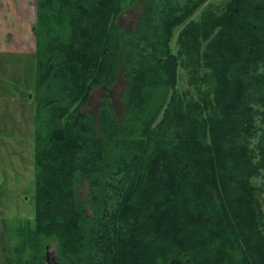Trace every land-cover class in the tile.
<instances>
[{"label": "trees", "instance_id": "1", "mask_svg": "<svg viewBox=\"0 0 264 264\" xmlns=\"http://www.w3.org/2000/svg\"><path fill=\"white\" fill-rule=\"evenodd\" d=\"M134 1L36 0L34 217L18 250L52 243L57 264H264V0L204 10L175 53L173 31L206 0H147L123 31ZM121 73V118L107 98L84 111Z\"/></svg>", "mask_w": 264, "mask_h": 264}, {"label": "rangeland", "instance_id": "2", "mask_svg": "<svg viewBox=\"0 0 264 264\" xmlns=\"http://www.w3.org/2000/svg\"><path fill=\"white\" fill-rule=\"evenodd\" d=\"M29 1L32 3L33 0ZM146 1L135 0L125 6L117 20L118 26L123 31L133 30L136 27L141 8ZM228 1L206 0L182 26L175 28L171 41L173 52L177 50V37L187 23L196 21L207 9L219 14ZM24 5L22 3L21 7L24 8ZM3 8L10 11L8 5L0 4V27L5 28L6 35L8 32L15 37L19 32L26 36V31H28L30 40L25 37L23 42L29 46L30 51H21L26 47L20 45L17 49L21 48V52L4 53V49L9 51L16 48L15 41L12 40L5 46H0V52H2L0 53V264H46L45 260L47 264H57L52 243L43 249L41 256L34 255L29 249L18 250V229L25 223L31 222L34 217L35 61L33 54L29 53L34 50V39L30 35L34 16L32 17L33 13L30 17L28 13L21 14L18 9L17 16L18 18L20 16L22 21L13 24L11 23L12 17L2 18ZM21 24L23 28L20 27ZM16 44H18L17 39ZM178 76V87L186 89L187 76L183 68L179 69ZM126 86L125 74L121 73L111 89L100 87L92 90L84 111L95 115L101 106V101L107 98L110 107L120 119L122 96ZM255 184L259 186L261 180H257ZM77 196L81 202H85L87 200L86 188H78ZM86 212L90 213L87 207Z\"/></svg>", "mask_w": 264, "mask_h": 264}, {"label": "crops", "instance_id": "3", "mask_svg": "<svg viewBox=\"0 0 264 264\" xmlns=\"http://www.w3.org/2000/svg\"><path fill=\"white\" fill-rule=\"evenodd\" d=\"M22 3L25 4L24 8L21 7ZM0 4H3V5L5 4V5L9 6L10 11H6V10H4V8H3V10H1L2 18H4L5 16L12 17L11 23H13V24H15V22L21 23V21H22L20 19V16H19V18L17 16L18 9L20 10L21 14L28 13L27 15L30 17L31 13H33L32 17L35 16V0H33L32 3H31V1L28 2V0H0ZM21 18H23V16ZM2 22H3V26H4V24H5L4 20ZM20 27L23 28V24H21ZM8 35H9L8 32H7V35H6L5 28L4 27L3 28L0 27V46H5V44L7 42L12 40V41H15V47H16V48H13V49H11L9 51L4 49V51H3L4 53L5 52L18 53V52H21V51H27L29 46L23 42V39L26 37L27 40L28 39L30 40L28 31H26V36L22 32H19L17 37H15L14 35H12L11 37H8ZM16 39L18 41V44H16ZM20 45H23L26 48H22V50L20 51L21 48L19 50L17 49V47L20 46ZM0 53H2V52H0Z\"/></svg>", "mask_w": 264, "mask_h": 264}, {"label": "flooded vegetation", "instance_id": "4", "mask_svg": "<svg viewBox=\"0 0 264 264\" xmlns=\"http://www.w3.org/2000/svg\"><path fill=\"white\" fill-rule=\"evenodd\" d=\"M35 5H36V0H35ZM143 7V6H142ZM119 18V17H118ZM118 20V19H117ZM138 22H139V20H138ZM34 23H35V16H34ZM34 23H33V25L31 24V30H30V34L33 36V46H34V50L32 51V52H29V53H31V54H34V51H35V36H34ZM138 24V23H137ZM137 26V25H136ZM136 28V27H135ZM134 28V29H135ZM133 29V30H134ZM127 31H131V30H127ZM9 35H8V37H11L12 35L10 34V33H8ZM28 49L29 50H27V51H30V48L28 47ZM119 77V76H118ZM118 79V78H117ZM99 109V108H98ZM98 109H97V111H96V113L98 112Z\"/></svg>", "mask_w": 264, "mask_h": 264}]
</instances>
